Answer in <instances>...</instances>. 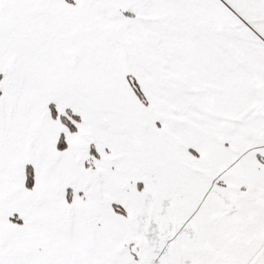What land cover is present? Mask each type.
I'll return each instance as SVG.
<instances>
[{"label": "snow or ice", "instance_id": "6c2138e0", "mask_svg": "<svg viewBox=\"0 0 264 264\" xmlns=\"http://www.w3.org/2000/svg\"><path fill=\"white\" fill-rule=\"evenodd\" d=\"M0 264H264V0H0Z\"/></svg>", "mask_w": 264, "mask_h": 264}]
</instances>
